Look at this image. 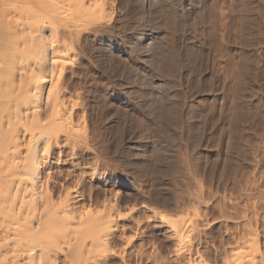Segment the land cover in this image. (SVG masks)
Wrapping results in <instances>:
<instances>
[{
    "label": "clouds",
    "instance_id": "9594fccd",
    "mask_svg": "<svg viewBox=\"0 0 264 264\" xmlns=\"http://www.w3.org/2000/svg\"><path fill=\"white\" fill-rule=\"evenodd\" d=\"M238 249L264 264V0H0V264Z\"/></svg>",
    "mask_w": 264,
    "mask_h": 264
},
{
    "label": "bare ground",
    "instance_id": "6f19581e",
    "mask_svg": "<svg viewBox=\"0 0 264 264\" xmlns=\"http://www.w3.org/2000/svg\"><path fill=\"white\" fill-rule=\"evenodd\" d=\"M64 71V66L63 64H60L59 67L57 66H53V72L58 73V75L56 76V80L58 81L60 79V75L63 74ZM53 87H55V85H53ZM235 256L237 257L238 260H240L242 262V264H250V261H248L246 259L247 256V252L244 249H238L235 253Z\"/></svg>",
    "mask_w": 264,
    "mask_h": 264
},
{
    "label": "rangeland",
    "instance_id": "374dc122",
    "mask_svg": "<svg viewBox=\"0 0 264 264\" xmlns=\"http://www.w3.org/2000/svg\"><path fill=\"white\" fill-rule=\"evenodd\" d=\"M109 181H110V183H114V184L120 186L121 188H127L126 183L118 175L115 176V177H109V178H107L106 179V182H109Z\"/></svg>",
    "mask_w": 264,
    "mask_h": 264
}]
</instances>
